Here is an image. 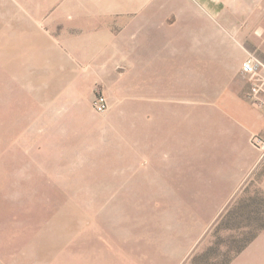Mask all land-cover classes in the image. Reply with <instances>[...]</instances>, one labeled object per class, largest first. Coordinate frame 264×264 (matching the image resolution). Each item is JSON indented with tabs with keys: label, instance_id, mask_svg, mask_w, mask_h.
<instances>
[{
	"label": "rangeland",
	"instance_id": "1",
	"mask_svg": "<svg viewBox=\"0 0 264 264\" xmlns=\"http://www.w3.org/2000/svg\"><path fill=\"white\" fill-rule=\"evenodd\" d=\"M40 1L46 8L54 0ZM142 3L138 1L142 8H168L170 28L175 12L182 8L207 15L216 9L217 18L212 17L220 38L229 41L225 49L233 76L216 81L215 68L207 70L210 81L201 87L198 110L199 101L193 96L169 100L148 96L145 79H138L136 89L131 87L138 74L128 63H120L112 85L97 84L95 94L106 89L109 104L106 111L97 112L88 80L65 79L60 71L65 69L66 54L73 55L62 27L51 28L50 19L56 15H42L40 34L32 32L25 40L19 33L29 31L34 20L24 16L26 24L6 22L4 28L15 30L9 36L0 30V264H264V162L255 164L248 144L251 131L264 137L259 120L248 118L245 123L248 129L241 134L247 144L241 140L240 154L235 155L237 161L239 157L247 161L242 180L219 210L211 207L215 194L205 198L180 191L178 176L186 168L193 174V155L199 151L192 140L195 126L209 118L238 124L231 111L211 109L216 102L228 96L229 102L249 104L246 97L253 79L242 73L241 63L247 53L264 61V0ZM19 4L21 0H0V19ZM58 5L66 8L65 3ZM12 36L22 43L16 48L20 54L13 52L11 46L17 45L10 41ZM13 55L24 61L25 79L13 74L19 70ZM55 57L57 79L32 77L36 67L45 71ZM199 67L196 64L195 74L200 75ZM153 102L159 108L163 103L169 111L150 110L147 105ZM55 118L57 134H52L50 119ZM67 119L68 128L62 126ZM161 120L183 130L181 136L149 140L152 122ZM186 132L189 137L183 138ZM24 135L26 160L22 161L13 143ZM215 141L201 140L203 169L211 163L205 155ZM34 156L36 160H30ZM200 222V231H194ZM187 233L192 235L187 238Z\"/></svg>",
	"mask_w": 264,
	"mask_h": 264
},
{
	"label": "crops",
	"instance_id": "2",
	"mask_svg": "<svg viewBox=\"0 0 264 264\" xmlns=\"http://www.w3.org/2000/svg\"><path fill=\"white\" fill-rule=\"evenodd\" d=\"M21 1V5H14L2 13L6 17L0 19L2 33L7 31L9 36V33L15 30L13 27L4 28L3 25L6 22L14 21L26 24L23 18L28 16L34 20L35 24H29V31L25 30L19 33L25 40L26 35H32L34 32L37 35L40 34L39 31L42 29L39 20L42 19V15L48 13L56 15L50 19L51 28L57 29L59 25L62 27L65 44L69 53L73 55L66 54L63 61L66 64L65 69L60 71L65 72V76H63L65 79L88 80L90 97L93 93L95 94L97 84H102L104 88L112 85L111 79L117 77L118 64L120 63H128L131 70L138 74L130 82L131 87L136 89L138 79H145L148 96L166 100L184 95L190 99L193 96L195 101H199L198 110H201V87L209 84L208 81H210L207 70L215 68L216 74L213 79L216 81L221 78L229 80V77L233 76V69L229 68V49H225L229 48V41L223 37L220 38L217 21L212 17L215 15L217 18L218 11L216 9L215 13L211 15L191 7L182 8L179 13L175 9L177 16L172 24L174 28H170L171 14L168 12V8H142L138 5L139 0H65L63 3L66 8L63 10V7L58 5L63 4L60 2L61 0H54L46 8L41 7L42 1L40 0ZM140 1L143 2L142 4H146L148 0ZM260 21L262 22L261 19H259ZM35 25L39 27L36 26L35 30H32ZM262 25V30H264L263 22ZM13 37L10 41L12 40L17 45V47L11 46L14 48L13 52L20 54L21 50L16 48H20L22 43L16 42ZM15 56L17 55L15 54ZM249 56L250 53H247L241 63V69ZM13 59L16 60L15 57ZM41 59L42 57L39 64H41ZM239 59L240 62V56ZM196 60L199 63H196ZM77 62L82 63V66ZM16 63H19V70L14 71L13 74L17 78L25 79L24 61L16 60ZM196 64L200 65V75L195 74ZM44 70L39 65L32 77L57 79L59 76L57 57L48 61ZM103 90L107 95L106 89ZM247 101L250 105H241L237 104V100L229 102V97L226 96V98L217 101L219 105L216 102V107L211 109L231 111V116H237L238 124L233 122L228 124V120L223 121V119L215 123L212 118L206 119L202 123L200 119L199 122L202 124L195 126L192 137L194 145L198 144L197 151L199 150L193 155V174H190L191 170L188 168L178 172L183 185L180 191L197 192L203 194L205 198H208L209 194L212 198L215 194V204L211 205L213 210L216 207L219 210L220 204L230 198L242 180L241 170L247 161L242 162V157H239L237 161L235 155L240 154L241 140L244 145L247 144V137L244 134L242 136L241 133H245L243 129H248L245 125L248 118L259 120L261 127H264V109L253 104L248 98ZM158 104L153 102L152 106H147L152 111H159V109L169 111V107L163 103L162 108H159ZM171 108L174 107L171 106ZM211 109L209 108V110ZM50 121V132L57 134V118L50 119ZM37 122L41 123L40 120ZM62 126L70 127L71 120L62 121ZM172 127L170 128V123L164 124L163 120L161 122L153 121L149 130V140H167L170 134L181 136L183 130ZM228 127L229 130H227ZM189 133L191 134L190 131ZM189 133L186 132L183 138L189 137ZM255 134L257 133L251 131L248 144L256 156L255 164H258L262 152L252 142ZM206 139L210 142L211 140L216 141L211 143L209 146L211 151L205 155L211 163L203 169L200 164L202 160L200 148L201 140ZM16 141L13 145L17 144L18 160L25 161L27 144L25 135ZM246 147L248 148V146ZM30 160L34 161L36 157L34 156ZM233 168L237 171H232ZM206 221L203 223L204 226L208 223ZM196 225L194 231L199 232L201 222ZM194 231L191 232L194 233ZM186 235L189 238L192 234L187 233Z\"/></svg>",
	"mask_w": 264,
	"mask_h": 264
},
{
	"label": "built area",
	"instance_id": "3",
	"mask_svg": "<svg viewBox=\"0 0 264 264\" xmlns=\"http://www.w3.org/2000/svg\"><path fill=\"white\" fill-rule=\"evenodd\" d=\"M244 75L252 76V83L247 93V98L258 107L264 109V61L255 54H250L242 67ZM93 108L97 112H104L108 109V100L105 94L99 90L93 99ZM253 144L262 152L260 160L264 162V137L255 134L252 138Z\"/></svg>",
	"mask_w": 264,
	"mask_h": 264
}]
</instances>
